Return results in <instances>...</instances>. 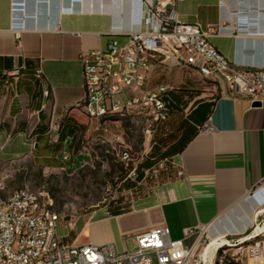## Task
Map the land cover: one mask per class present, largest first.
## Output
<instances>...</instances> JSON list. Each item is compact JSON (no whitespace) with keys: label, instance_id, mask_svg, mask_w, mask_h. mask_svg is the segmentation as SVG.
<instances>
[{"label":"crops","instance_id":"crops-1","mask_svg":"<svg viewBox=\"0 0 264 264\" xmlns=\"http://www.w3.org/2000/svg\"><path fill=\"white\" fill-rule=\"evenodd\" d=\"M142 1L0 0V160L30 157L50 171L75 164L85 138L110 121L88 118L77 107L83 95L79 57L103 46L111 31L123 40L137 30ZM222 1L181 0L174 9L180 22L220 25L210 41L230 61L264 68V0ZM15 69L25 76L9 87L8 73ZM165 69L161 82L174 86L169 97L176 88L184 90L173 125L187 123L195 133L164 159L175 168L165 186L126 212L84 223L81 243L122 250L126 236L156 226L167 227L172 239L193 229L228 240L259 217L264 221V192L253 193L264 181V102L254 106L230 95L221 80L190 67Z\"/></svg>","mask_w":264,"mask_h":264},{"label":"built area","instance_id":"built-area-1","mask_svg":"<svg viewBox=\"0 0 264 264\" xmlns=\"http://www.w3.org/2000/svg\"><path fill=\"white\" fill-rule=\"evenodd\" d=\"M177 1L181 0L142 1L137 30L126 33L123 40L111 31L103 46L81 53L83 95L77 107L86 117L137 114L155 124L165 120L174 86L153 81L159 68L190 67L221 80L230 95L264 102V68L241 66L226 58L210 41L220 25L201 28L180 22L174 9ZM217 1L222 5V0ZM8 75L12 80L6 85L15 86L18 70ZM35 76H41L39 68ZM66 158L63 153L62 159ZM261 192L264 181L253 190ZM58 220L51 199L25 187L4 196L0 182V264H264V238L254 239L259 234L246 244L240 238L228 240L226 246H236V251L228 253L225 245H218L202 255L200 250L210 240L206 233L187 229L182 239H172L167 227L156 226L136 234V249L129 251L111 243L62 244Z\"/></svg>","mask_w":264,"mask_h":264},{"label":"rangeland","instance_id":"rangeland-1","mask_svg":"<svg viewBox=\"0 0 264 264\" xmlns=\"http://www.w3.org/2000/svg\"><path fill=\"white\" fill-rule=\"evenodd\" d=\"M166 71L159 68L156 74H152L153 81L164 80ZM155 126L146 116H115L85 138L82 155L66 170L43 169L35 165L30 157L0 160V182L4 187V196L16 188L25 187L41 193L45 199H51L53 209L59 214L56 231L61 243L68 245L78 237L80 244L86 241L85 234L79 235L84 223L107 216L112 203L129 210L138 203L149 201L172 177L173 164L160 160L146 170L144 177L133 187L127 188L122 184L125 179L132 180L130 173L154 142L159 147H163V142H169L167 121ZM256 223L264 228L262 217ZM253 230L254 227H251L244 234L228 240L241 239ZM260 238H264V229L254 239ZM226 245L223 249L228 253L238 249ZM123 249H136L134 236L123 239Z\"/></svg>","mask_w":264,"mask_h":264},{"label":"trees","instance_id":"trees-1","mask_svg":"<svg viewBox=\"0 0 264 264\" xmlns=\"http://www.w3.org/2000/svg\"><path fill=\"white\" fill-rule=\"evenodd\" d=\"M37 69V68H36ZM18 70V78L15 82V85L18 83L20 78H23L25 76L24 72L20 69ZM174 90V89H173ZM184 94V90L181 88H176L175 92L170 95L167 107H168V114L165 120L158 121L156 123L155 128L157 127L159 122L164 123L167 121V124H169L170 132L168 134L167 140L169 142H163V147H159L154 144L150 147L149 152L144 156V158L137 163V165L134 167L132 172V180L125 179L123 181V186L130 188L133 187L137 181L141 180L144 177V172L146 170H149L153 165H155L158 161L164 160L175 154L176 152L180 151L183 146L192 138V136L195 133V129H190L189 125L181 124L178 126L176 124V127H174L173 123L174 120L172 118L173 114H178V112L181 110L178 106L180 104V99L182 98ZM196 93L191 92L189 97L192 98ZM194 110L189 114V117H192ZM115 116H110L108 119H113ZM205 119V116L202 117V120ZM160 139V138H159ZM128 211L127 208L121 207L119 205H113L108 210V215H118L123 212Z\"/></svg>","mask_w":264,"mask_h":264},{"label":"bare ground","instance_id":"bare-ground-1","mask_svg":"<svg viewBox=\"0 0 264 264\" xmlns=\"http://www.w3.org/2000/svg\"><path fill=\"white\" fill-rule=\"evenodd\" d=\"M264 229V228H256L253 230L252 233H250L249 236H243L241 238V241H245L247 239H250L252 235H256V234H259L261 232V230ZM228 244V241L227 240H219V238L215 239V238H212L209 240L208 244L206 246H204L201 250H200V253L203 255H207L208 253H210L216 246L218 245H226Z\"/></svg>","mask_w":264,"mask_h":264},{"label":"water","instance_id":"water-1","mask_svg":"<svg viewBox=\"0 0 264 264\" xmlns=\"http://www.w3.org/2000/svg\"><path fill=\"white\" fill-rule=\"evenodd\" d=\"M259 104H260V102H258V101L252 102V105H254V106H258Z\"/></svg>","mask_w":264,"mask_h":264}]
</instances>
